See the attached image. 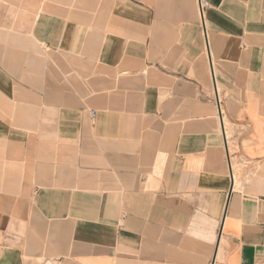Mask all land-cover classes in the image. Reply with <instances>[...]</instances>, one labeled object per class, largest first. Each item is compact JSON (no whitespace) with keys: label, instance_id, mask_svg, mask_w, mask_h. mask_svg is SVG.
<instances>
[{"label":"crops","instance_id":"obj_1","mask_svg":"<svg viewBox=\"0 0 264 264\" xmlns=\"http://www.w3.org/2000/svg\"><path fill=\"white\" fill-rule=\"evenodd\" d=\"M204 1L0 0V264H264V0Z\"/></svg>","mask_w":264,"mask_h":264},{"label":"built area","instance_id":"obj_2","mask_svg":"<svg viewBox=\"0 0 264 264\" xmlns=\"http://www.w3.org/2000/svg\"><path fill=\"white\" fill-rule=\"evenodd\" d=\"M208 4L207 2H205L204 0H197V7H198V11L200 13V15H202V12L205 8H207ZM91 119H93L95 117V113L94 112H90L89 113Z\"/></svg>","mask_w":264,"mask_h":264},{"label":"bare ground","instance_id":"obj_3","mask_svg":"<svg viewBox=\"0 0 264 264\" xmlns=\"http://www.w3.org/2000/svg\"><path fill=\"white\" fill-rule=\"evenodd\" d=\"M223 123V122H222Z\"/></svg>","mask_w":264,"mask_h":264}]
</instances>
